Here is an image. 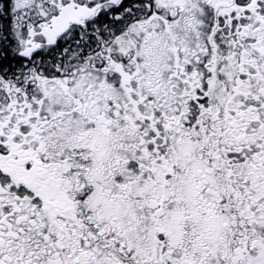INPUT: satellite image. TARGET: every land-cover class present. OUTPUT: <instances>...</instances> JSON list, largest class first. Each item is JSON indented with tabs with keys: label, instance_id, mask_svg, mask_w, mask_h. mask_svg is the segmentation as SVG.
<instances>
[{
	"label": "snow or ice",
	"instance_id": "1",
	"mask_svg": "<svg viewBox=\"0 0 264 264\" xmlns=\"http://www.w3.org/2000/svg\"><path fill=\"white\" fill-rule=\"evenodd\" d=\"M0 264H264V0H0Z\"/></svg>",
	"mask_w": 264,
	"mask_h": 264
}]
</instances>
